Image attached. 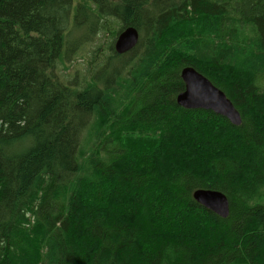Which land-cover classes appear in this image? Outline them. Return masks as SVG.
I'll list each match as a JSON object with an SVG mask.
<instances>
[{"label":"trees","instance_id":"1","mask_svg":"<svg viewBox=\"0 0 264 264\" xmlns=\"http://www.w3.org/2000/svg\"><path fill=\"white\" fill-rule=\"evenodd\" d=\"M0 264H264V0H0Z\"/></svg>","mask_w":264,"mask_h":264},{"label":"water","instance_id":"2","mask_svg":"<svg viewBox=\"0 0 264 264\" xmlns=\"http://www.w3.org/2000/svg\"><path fill=\"white\" fill-rule=\"evenodd\" d=\"M139 33L134 26L122 29L115 41V52L122 54L132 49L138 42ZM180 76L184 82V89L176 96L177 103L184 108L212 110L214 113L226 117L232 124L241 121L238 110L231 100L205 75L192 66H184ZM193 198L207 209L220 217H227L229 201L227 196L214 189L198 188L192 193Z\"/></svg>","mask_w":264,"mask_h":264},{"label":"rangeland","instance_id":"3","mask_svg":"<svg viewBox=\"0 0 264 264\" xmlns=\"http://www.w3.org/2000/svg\"><path fill=\"white\" fill-rule=\"evenodd\" d=\"M90 42L88 44L92 45L93 40L91 43ZM79 52V56H77L76 58L71 57V59L66 62L67 67L64 66L65 64H59L60 71L66 72V74L72 73L73 71H83L89 59V54L86 49H82Z\"/></svg>","mask_w":264,"mask_h":264}]
</instances>
